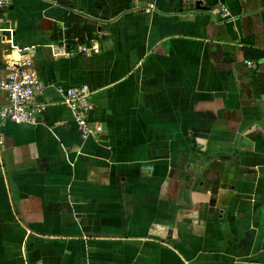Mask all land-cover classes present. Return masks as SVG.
Wrapping results in <instances>:
<instances>
[{"label": "crops", "instance_id": "crops-1", "mask_svg": "<svg viewBox=\"0 0 264 264\" xmlns=\"http://www.w3.org/2000/svg\"><path fill=\"white\" fill-rule=\"evenodd\" d=\"M3 15L52 104L37 124L0 119V264H264V0ZM82 84L86 138L58 91Z\"/></svg>", "mask_w": 264, "mask_h": 264}, {"label": "built area", "instance_id": "built-area-1", "mask_svg": "<svg viewBox=\"0 0 264 264\" xmlns=\"http://www.w3.org/2000/svg\"><path fill=\"white\" fill-rule=\"evenodd\" d=\"M9 4L10 0H0V45L10 44L5 49L12 53L16 52L17 57L4 55L6 74L4 76L0 74V90L7 93L8 102L0 106V119L33 125L42 121L52 102L36 99V96L43 92L45 85L34 66L35 50L18 48L13 42V29L5 26L8 18L3 15V11ZM79 49L89 51L93 48L80 45ZM58 91L61 102L73 113L82 137L86 138L92 134L94 131L90 125V114L94 109V103L91 88L87 84H82L60 87Z\"/></svg>", "mask_w": 264, "mask_h": 264}, {"label": "trees", "instance_id": "trees-1", "mask_svg": "<svg viewBox=\"0 0 264 264\" xmlns=\"http://www.w3.org/2000/svg\"><path fill=\"white\" fill-rule=\"evenodd\" d=\"M85 40H90V36H87Z\"/></svg>", "mask_w": 264, "mask_h": 264}, {"label": "water", "instance_id": "water-1", "mask_svg": "<svg viewBox=\"0 0 264 264\" xmlns=\"http://www.w3.org/2000/svg\"><path fill=\"white\" fill-rule=\"evenodd\" d=\"M198 4H200V2H198Z\"/></svg>", "mask_w": 264, "mask_h": 264}]
</instances>
